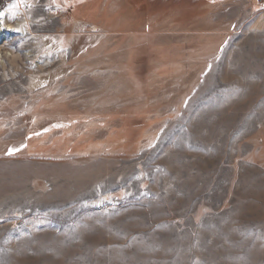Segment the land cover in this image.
Returning <instances> with one entry per match:
<instances>
[{
	"label": "rangeland",
	"instance_id": "rangeland-1",
	"mask_svg": "<svg viewBox=\"0 0 264 264\" xmlns=\"http://www.w3.org/2000/svg\"><path fill=\"white\" fill-rule=\"evenodd\" d=\"M2 1L0 264H264V0Z\"/></svg>",
	"mask_w": 264,
	"mask_h": 264
},
{
	"label": "bare ground",
	"instance_id": "bare-ground-1",
	"mask_svg": "<svg viewBox=\"0 0 264 264\" xmlns=\"http://www.w3.org/2000/svg\"><path fill=\"white\" fill-rule=\"evenodd\" d=\"M31 8V7H30ZM34 8V7H33ZM32 8V9H33ZM29 13H34L35 14V11L31 10L30 12H27V13H23V16L25 17L27 14ZM7 12H4L1 16H0V41L2 39H6L7 37V34H19L17 33V31H14L13 29H17V28H13L12 25L2 21L3 19L2 18H6V16H8ZM2 19V20H1ZM8 53V52H7ZM6 55V54H5ZM2 54L1 52V47H0V63L1 61L3 60V56H5ZM11 53L9 52L6 56H10ZM11 57V56H10ZM4 61V60H3Z\"/></svg>",
	"mask_w": 264,
	"mask_h": 264
},
{
	"label": "snow or ice",
	"instance_id": "snow-or-ice-1",
	"mask_svg": "<svg viewBox=\"0 0 264 264\" xmlns=\"http://www.w3.org/2000/svg\"><path fill=\"white\" fill-rule=\"evenodd\" d=\"M0 15H2V13H0ZM19 149H13V150H10L9 154H13L15 151H18Z\"/></svg>",
	"mask_w": 264,
	"mask_h": 264
},
{
	"label": "trees",
	"instance_id": "trees-1",
	"mask_svg": "<svg viewBox=\"0 0 264 264\" xmlns=\"http://www.w3.org/2000/svg\"><path fill=\"white\" fill-rule=\"evenodd\" d=\"M2 2H3V1H2V0H0V6H2Z\"/></svg>",
	"mask_w": 264,
	"mask_h": 264
}]
</instances>
